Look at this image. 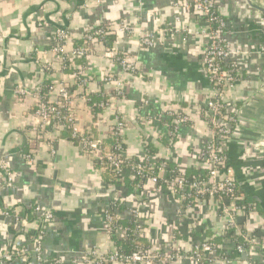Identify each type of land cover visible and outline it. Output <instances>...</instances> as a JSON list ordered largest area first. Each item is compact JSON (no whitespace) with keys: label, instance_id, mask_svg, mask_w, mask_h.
Segmentation results:
<instances>
[{"label":"crops","instance_id":"obj_1","mask_svg":"<svg viewBox=\"0 0 264 264\" xmlns=\"http://www.w3.org/2000/svg\"><path fill=\"white\" fill-rule=\"evenodd\" d=\"M176 1L0 0V201L13 208L9 216L0 215V255L14 246L23 251L14 264L51 258L50 264H95L84 258L91 250L106 253L114 246L102 209L118 198L124 206L116 210L119 220L129 219L135 208L152 251L177 252L160 264H264V250L251 246L237 252L214 198L186 208L176 195L155 191L151 182L130 188L127 182L134 176L128 167L118 177L124 184L111 185L81 144L68 139L66 128L45 134L35 129L39 88L65 85L73 87L75 130L92 129L99 140H107L122 118L126 155L142 160L150 147L152 163L164 164L161 179L169 175V164L187 176L204 169L199 154L211 136L206 102L214 94L205 74L210 36L203 15ZM215 8L227 23L229 61L238 70L223 100L224 113L234 116L232 132L220 144L236 185L256 204L235 222L248 237L264 235V0H215ZM122 23L127 29L119 28ZM102 24L113 27L109 47L97 42L88 56L66 67L51 52L57 30L65 31L71 49ZM143 35L150 36L151 45H141ZM119 58L134 69H124ZM103 94L110 103L95 115L90 97ZM56 98V91L49 93L50 100ZM179 114L186 121L171 136ZM1 166L13 173L11 186ZM35 206L53 216L38 239ZM209 237L220 240L228 259L205 254L199 262L186 256Z\"/></svg>","mask_w":264,"mask_h":264},{"label":"built area","instance_id":"obj_2","mask_svg":"<svg viewBox=\"0 0 264 264\" xmlns=\"http://www.w3.org/2000/svg\"><path fill=\"white\" fill-rule=\"evenodd\" d=\"M95 1L100 2V0ZM182 1V4L187 10L199 12L203 15L206 29L210 36V41L205 50V74L214 90L213 97L206 102L208 112L206 117L210 125L211 136L199 154V159L203 163L204 169L207 170L206 178L187 176L177 167L175 170L170 169L169 175L161 179L158 173L155 172L156 165L151 161L154 156L149 154H146L144 159L138 160L135 165H131V161L133 160L126 155L123 147L122 132L124 121L122 118H117L111 127L110 136L114 138V144L106 153L102 154L98 146L99 139H93L92 135L81 140L80 144L86 148L85 153L95 159L97 164L113 170L117 177H122L124 168H130L133 176L138 174L143 180V183L139 186L140 189L145 184L151 182L154 185L155 191L162 190L159 185V181H162L165 185L164 190L170 195H176L181 204L186 203V208L198 205L201 202V199H199L201 195L214 198L217 201L219 211L228 219L227 228L229 230H236V233L247 242L252 243L258 240L257 243L264 250V235L248 237L245 233L243 235L237 229L238 224L235 222V218L238 216H246L249 212L254 211L255 208L251 206L246 210L245 205L238 203V200H243V196L237 195L236 193L234 174L228 165L227 154L220 144L230 136L234 122L233 115L224 113L225 107L223 100L238 77L237 67L233 62L229 61L230 49L224 37L227 30V23L217 13L215 0ZM174 3L178 5V1L174 0ZM119 28L125 30L127 29V25L122 23L119 25ZM112 31V25H99L94 30L87 32L82 37L81 43L68 49L65 31L57 30L52 36L53 44L50 46V50L62 66L66 67L74 59L88 56L92 52L94 45L97 42H103ZM151 43L152 40L149 35L142 36L141 45H151ZM119 61L124 69H134L126 59L119 58ZM106 79L108 80L109 76ZM79 82L80 84H84V80L82 79H79ZM41 89L40 87L38 90L39 98L33 111L37 118L36 131L39 134H45L49 128L59 130L61 128L71 127L73 131L79 132L73 127L72 94L69 92L68 86L46 84L44 86V92H41ZM53 91L57 92V98L50 100L49 93ZM18 92L22 94L24 91L19 89ZM100 106L104 108L103 104H100ZM177 117L178 119L172 126V131L170 132L171 136H175L178 124L186 121L182 114H179ZM27 157L29 158L31 156L27 155ZM160 165L164 166L163 164ZM162 166H160V169L164 168ZM1 170L4 172L5 184L11 186L14 178L13 173L6 170L3 166H1ZM116 210H119L118 206L110 204V202L102 209L103 216L107 222L108 232L109 234L114 232L120 239H127L126 228H122L117 223L119 218ZM34 211L41 218V223L39 222L40 227L36 231L38 233L36 238L38 239L43 233L44 226L52 221L53 216L51 212L43 210L38 206H35ZM130 212L136 223L134 233L145 235L139 212L135 208H132ZM0 215L9 216L10 213L8 211H0ZM255 236H257L256 240ZM235 248L238 253H244L247 250L242 244H236ZM22 252V249L11 246L0 255V264H14L15 258L21 255ZM159 254V252L152 250L144 251L138 248L129 255H122L113 246L106 253L99 252L96 249L91 250L87 253L84 260L93 261L95 264H155V260H158V262H169L175 255L171 251L163 255L164 257H161ZM205 254L215 255V247L208 242V239L194 245L192 254L186 256L200 262L201 258L204 259Z\"/></svg>","mask_w":264,"mask_h":264},{"label":"trees","instance_id":"obj_3","mask_svg":"<svg viewBox=\"0 0 264 264\" xmlns=\"http://www.w3.org/2000/svg\"><path fill=\"white\" fill-rule=\"evenodd\" d=\"M95 28H93V29H91L89 31H92ZM112 36H113V34H109L105 38V40H103L104 44L107 47H109L111 45V41L113 39ZM80 43H81V41H80ZM79 79H82V78H79ZM68 90H69L70 93H72L73 87H68ZM41 92H44V87H42ZM109 101H110V97H107L105 94L98 95V96H91L90 100H89V104H90V108H91L93 114H95L96 112H98V111L103 109V107L100 106V104L101 105L103 104L104 107H105V106H107L110 103ZM90 130H91V132L85 131V132H82V133L80 132L79 133V132L73 131V129L71 127H67L65 131H67V133L69 134V136L67 134V137H69L68 139H70V140H72L74 142H77V143H80L81 140L88 138L90 135L93 136V139L98 140L99 138H97L92 133V129H90ZM113 144H114V138L109 135L107 140H103V139L99 140L98 146L100 147L102 154H104V153H106L107 151H109L112 148ZM82 149H83V152L85 153L86 148L82 147ZM146 154L154 155L152 149L150 147H148V146L146 148ZM138 160L139 159L135 158L133 161H131L132 164L131 163L130 164L131 165H135L138 162ZM94 163L96 164V166H98L100 169L103 170L102 177H103V179L106 182H108L111 185H116V186L121 185L122 182L124 184V181L121 182V180L118 179L117 175L114 173L113 170H111V169H109L108 167H105V166H100L99 164H97L95 159H94ZM166 165H168V164H166ZM160 166H162V165H160V162L158 164H156V167H155V172L156 173H158V169H160ZM168 166L170 167L171 170H175V168H177V166L171 165V164H169ZM162 167H164V166H162ZM206 171H207L206 169H199V170H196L195 172H193V174H194L195 177L197 176L199 178H206V176H207ZM159 182H160L159 183L160 187L162 188V190H164L165 189V185L162 183V181H159ZM141 183H143V180L141 179V177L138 174H135L134 178L131 181L127 182V186L130 187V188H134L136 190H140L139 186L141 185ZM236 193H237V195H242L243 196V200H238V203L241 204V205H245L246 206V210H248L249 207H251V206L254 207L255 210H256V204L252 200L246 198L241 193V191L239 190L237 185H236ZM206 198H207L206 195L199 196V199H201V200H204ZM120 201L121 200H119L117 198L115 200L110 201V204L117 205L119 210H121V209L124 208V206H123V204ZM183 206L186 207V203H184ZM12 210H13V208H9V207L4 206L3 203L0 201V211H8L10 213ZM130 214H131V212H130ZM40 220H41V218L39 217L38 221L40 222ZM117 223H119L122 226V228H124V227L126 228L125 232L127 233V236H128L127 239H120V238L117 237V235L114 232L109 234L111 239H112V241H113V245L115 246V248L117 249V251L120 254L129 255L134 250H136L138 248H141L144 251H146V250L148 251V250L152 249L151 248L152 246H151L150 242L148 241V239L146 238L145 235H139V234H135L134 233L136 223H135L134 218H133L132 215L129 217V219L117 220ZM238 226H239V229H240L241 233L244 235L245 232H244V230L242 231L243 228L240 226V223H238ZM143 227H144V225H143ZM36 234H38V233L36 232ZM228 234H229V237H231L236 242V244H242V246L244 248H246V249H249L252 246V247H254V249L262 250L260 245H259V243H257L256 241H253L252 243L247 242V241L243 240L233 230L232 231L228 230ZM256 239H257V236H255V240ZM208 242L213 244V246L215 247V256L217 258L228 259V257L226 255H224L221 252V250L219 249V243H220L219 239H216L215 237H212V238L209 237ZM193 250H194V247L191 249V251L187 252L186 255L190 256L192 254ZM171 252H172V254H175V253L177 254V252H174V251H171ZM159 255L161 257H164L163 254H161V253ZM203 260L204 259L201 258L200 262H203ZM54 261H55L54 258L53 259L51 258V259L48 260V262H45L43 264H50V263H52ZM155 264H160V262H158V260H155Z\"/></svg>","mask_w":264,"mask_h":264},{"label":"water","instance_id":"obj_4","mask_svg":"<svg viewBox=\"0 0 264 264\" xmlns=\"http://www.w3.org/2000/svg\"><path fill=\"white\" fill-rule=\"evenodd\" d=\"M262 11H264V10H262ZM257 242H258V240H257Z\"/></svg>","mask_w":264,"mask_h":264}]
</instances>
